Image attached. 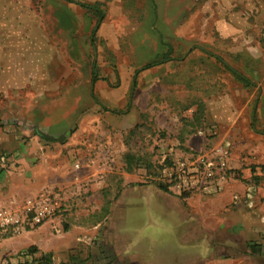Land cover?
<instances>
[{
  "label": "crops",
  "instance_id": "crops-1",
  "mask_svg": "<svg viewBox=\"0 0 264 264\" xmlns=\"http://www.w3.org/2000/svg\"><path fill=\"white\" fill-rule=\"evenodd\" d=\"M225 5L221 14L225 17L209 27V34L220 36V47L216 46L217 43L203 49L196 46L199 42L198 24L197 17L191 15L192 2L174 1L168 6L172 14L163 2L156 1L148 6L151 15L144 17L141 33L132 34L131 43H138L142 49V63L135 65L134 69L114 68L116 59L109 57L110 68L106 71L107 65L100 61L105 58V46L97 44L95 36L98 56L95 60L97 78L93 83L96 94L112 100L111 107L121 110H128L130 94L121 90L117 92L113 85L119 83L123 89L133 81L146 84L144 95L147 101L142 104L139 115L156 116L157 121L160 115H155L153 108L160 114L164 112L158 104L161 101L159 92H153L156 91L155 85L164 89L162 96H165L166 89L190 92V97L181 103L185 110L191 111L184 119L192 126L188 133L203 126L207 116L208 122L223 123L225 128L218 145L237 149L235 157L228 162L237 172L236 176L228 177L221 193L205 201L203 208L200 205L187 206L161 183L129 186V179L124 177L125 182L119 191L116 187L103 189L93 185L88 202L94 212L103 213L100 222L92 223L78 217L75 218L77 221L64 224V230L56 235L54 229L58 230L61 223L48 221L34 231L1 238L0 264L5 256L26 252L34 257L49 256L55 263L82 260L80 250L72 249L73 245L80 249L92 246L94 256L103 264H256L255 260L264 259V187L259 191L256 189L251 199L243 197L249 188L248 181L258 177L264 180V129H261L264 127V103L256 101L250 86L236 74H242L239 68L245 67V19L238 10L229 12L226 2ZM110 11L122 13V1L117 0L115 8ZM110 19L109 15L108 20L104 15L96 34L100 41L108 38L110 44L119 46L117 28L109 27ZM230 38L236 41L232 48L228 46ZM3 46L0 44V52L5 50ZM229 51L233 56L235 54L236 65L229 64ZM209 65L214 70L209 67V73H206ZM197 67L205 70H197ZM91 74L92 80L93 69ZM175 86L183 89H175ZM132 99L135 100V96ZM38 128L28 130L30 139L26 141L16 125H0V149L17 151L15 154L22 163L17 176L8 177V188H0V203L13 192L28 194L49 185H70L84 182L91 176L93 179L99 177L98 168L84 166L70 171L66 167H55L56 161H66L62 146L53 149L51 144L55 143L38 134L48 135L49 130ZM241 150H249L256 156L245 163ZM117 179L110 178L108 184ZM244 202L253 209L243 208ZM142 213L147 216L148 224L135 220ZM166 217L174 223L166 221ZM159 232L163 233L162 238L157 237ZM15 256L12 264L21 261L19 255Z\"/></svg>",
  "mask_w": 264,
  "mask_h": 264
},
{
  "label": "rangeland",
  "instance_id": "rangeland-1",
  "mask_svg": "<svg viewBox=\"0 0 264 264\" xmlns=\"http://www.w3.org/2000/svg\"><path fill=\"white\" fill-rule=\"evenodd\" d=\"M109 1L112 0H0V44L5 48L0 52V125H16L23 136L22 139L26 141L30 139L28 130L38 127L44 131L49 130L46 133L52 138L66 137L63 143L50 141L55 143L51 144L53 149H60L62 146L61 150L66 159L63 162L56 161L55 167H66L70 171L80 170L84 166L100 169L97 179L91 176L84 182L49 185L28 194L13 192L8 199L0 203L4 205L12 199L23 198L42 190L53 191L62 204L48 220L61 223L58 230L54 229L56 235L64 230V224L77 221L75 218L82 217L92 223L100 222L104 218L103 213L94 212L89 205L88 197L92 194L93 185H99L98 187L103 189L116 187L119 191L125 182L124 177L129 179V186L161 183L187 206L200 205L201 208L204 207L205 201L218 196L223 189L222 186L219 191L207 194L200 190H184L172 176L177 162L186 156L201 151L211 152L215 148L219 152L225 148L218 145L225 125L217 121L208 122V116L203 126L188 133L192 126L184 119L191 111L185 110L181 103L190 97V92H170L166 89L165 96H162L164 89L155 85L156 91L153 92H159L161 101L159 100L158 104L164 112L161 115L155 107L153 108L155 115H160L157 116L158 121L156 116L139 115L142 112V104L147 101V96L144 95L147 85L140 81H133L123 89H120L119 83L113 85L117 92L121 90L122 93L130 94L128 110L111 107L112 100L94 92L91 72L98 52H95L96 46L93 47L91 37L93 29L96 25L99 26L98 17L101 14L79 3H98L100 11L107 15V20L108 15L111 18L109 27L117 28L119 46L110 44L108 38L100 41L95 34L97 44L105 46V52L101 50L105 58L100 61L102 65H107L104 69L108 71L109 57L116 59V67L112 68L134 69L135 65L142 63V49L138 43H131L132 34L141 33L144 17L151 15L148 6L156 1L163 2L167 9L174 1L192 2L191 15L197 17L198 24L196 33L199 42L196 46L202 49L217 43L216 46L220 47V36L209 34V27L225 17L221 14L226 9V2L229 12L238 10L239 15H244L245 67L242 66L239 70L252 82L247 84L251 93L255 94L256 101L264 103V0H121L122 13L110 11L115 8L117 0L110 3ZM169 10L172 14V10ZM204 31L206 35L203 34ZM228 42L231 48L236 44L233 38ZM109 51L113 54L110 55ZM228 60L229 64L237 63L235 54L233 56L231 51ZM209 67L210 65L206 67V71ZM181 88L175 86V89ZM133 96L135 100L132 99ZM229 150V158L233 159L237 149ZM15 152L17 151L0 149V156L7 155V161L0 164V170L3 169L0 172L2 190L10 185L8 177L12 179L21 170L22 163ZM126 153L143 159L140 165L127 169L124 158ZM253 156L256 155L249 150H241L245 163L252 161ZM234 172L235 169L230 168L228 177L237 174ZM114 177L118 179L113 181V184H108V180ZM248 184L249 188L254 185L259 191L264 187V180L258 177L248 181ZM248 189L243 195L244 198ZM105 198H108V194ZM242 206L248 210L253 209L245 202ZM135 220L148 224V218L143 213L136 216ZM166 221L173 222L167 217ZM156 235L163 237L162 232ZM17 236L0 235V239ZM89 247L80 249L79 246L73 245L72 249L80 250L81 257H84L82 260L73 263L52 261L54 264H103L94 256L92 246ZM26 254L31 255L27 252ZM18 255L20 253L16 254ZM13 256L3 257L1 262ZM39 258L35 259L38 261ZM254 263L264 264V259L255 260ZM17 264L31 263L21 260Z\"/></svg>",
  "mask_w": 264,
  "mask_h": 264
},
{
  "label": "built area",
  "instance_id": "built-area-1",
  "mask_svg": "<svg viewBox=\"0 0 264 264\" xmlns=\"http://www.w3.org/2000/svg\"><path fill=\"white\" fill-rule=\"evenodd\" d=\"M229 148L201 151L198 154L188 155L172 172L184 190H200L203 193L219 191L224 181L228 178ZM7 161V155L0 156V164ZM77 165V164H75ZM79 166V165H77ZM252 185L246 194L251 199L255 191ZM251 204V202L249 201ZM60 199L53 191L42 190L32 195L12 199L9 203L0 205V235L16 236L26 231L33 230L50 220L61 207ZM20 260L31 264H43L34 256L20 254ZM12 258H5L1 264H12Z\"/></svg>",
  "mask_w": 264,
  "mask_h": 264
},
{
  "label": "trees",
  "instance_id": "trees-1",
  "mask_svg": "<svg viewBox=\"0 0 264 264\" xmlns=\"http://www.w3.org/2000/svg\"><path fill=\"white\" fill-rule=\"evenodd\" d=\"M68 1H71V0H68ZM79 5L81 6H84L85 8H88L92 11H99V13L101 15H99L98 17V23L101 22L103 19H104V11H100V7L98 6V3H79ZM97 28H98V25H96V27L93 29V32H92V45L93 47H95V41H94V37H95V34H96V31H97ZM167 58V57H166ZM158 61L154 62V63H151L149 64V66L153 65V64H156ZM236 74L245 82L249 83V84H252V82L250 81V79H248L246 76L242 75V74H239L236 72ZM97 76H96V66L95 64L93 65V82L96 80ZM38 134L40 135V137L42 139H45V140H49V141H59V142H65L66 141V137L62 136V137H55V138H52L48 135H45L43 133H40L38 132ZM125 164H126V168L127 169H131L133 166H139L141 160L140 157H138L137 155L135 154H132V153H126L125 156ZM3 169L0 170V172H2ZM163 186V185H162ZM164 187V186H163ZM165 189H167V187H164ZM255 250V249H254ZM40 260L41 262H43V264H54L53 261L51 260V258L49 256H46V255H41V257L38 259Z\"/></svg>",
  "mask_w": 264,
  "mask_h": 264
}]
</instances>
